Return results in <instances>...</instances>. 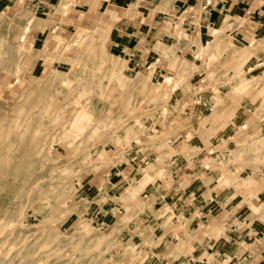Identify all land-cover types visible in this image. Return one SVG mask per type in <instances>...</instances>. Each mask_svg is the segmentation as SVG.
I'll return each mask as SVG.
<instances>
[{
    "label": "rangeland",
    "instance_id": "374dc122",
    "mask_svg": "<svg viewBox=\"0 0 264 264\" xmlns=\"http://www.w3.org/2000/svg\"><path fill=\"white\" fill-rule=\"evenodd\" d=\"M89 1L61 0L34 47L23 1L0 12V264H186L173 251L193 225L183 252L208 234L220 247L246 206L264 221V31L243 42L221 16L192 53L201 68L165 41L133 70L107 42L139 4Z\"/></svg>",
    "mask_w": 264,
    "mask_h": 264
},
{
    "label": "crops",
    "instance_id": "0c3cea01",
    "mask_svg": "<svg viewBox=\"0 0 264 264\" xmlns=\"http://www.w3.org/2000/svg\"><path fill=\"white\" fill-rule=\"evenodd\" d=\"M19 1L21 0H0V12H9ZM22 1L23 9L34 16L33 24L30 26L35 34L31 40L34 47L41 40L42 34L46 32L43 30L45 18L59 15L56 10L59 9L61 0ZM128 3L134 6L139 4L138 12L129 17L119 18L110 30L107 42L108 50L114 56L122 58L128 69L134 70L143 65L152 52H157L158 44L165 46L162 43L165 41H171V47L176 54H184L188 59H193L196 66L201 68V61L195 59L192 53L197 51V43L203 46L208 42L206 40L208 30L217 24L221 16L228 19L230 30L235 35L233 37H238L243 42L249 36L258 35L259 32L264 31V0H100V2L95 0L85 5L93 10L101 8L127 10ZM74 7H78V4ZM164 23L169 24V29L166 30L163 27ZM177 26L181 27L187 38L181 40L174 38L170 32ZM258 36L264 38V33ZM201 145L204 146L203 143ZM179 193L180 191L177 193L178 196ZM167 199L175 200L176 196L174 193H168ZM181 201L186 203V198ZM194 205H197V209L201 210L203 215L205 211L202 203H194ZM245 208L246 213L242 217L240 212L234 211L235 218L231 219L226 226V230L231 235L226 240H221L220 247L217 245L218 240L210 243L211 238L207 237L208 234L204 235L203 239L199 238L197 244L192 243L189 253L181 251L184 246L191 243L193 237L202 236V233L194 228L198 226L196 224L180 234V237H184V242L182 241L184 246L175 248L173 254L186 264H221V261L228 262V260L231 264H264V221L258 218L259 214L253 206ZM99 213L96 215L104 220L106 215H110L107 209L103 210V207H100ZM92 214H94L93 211ZM239 218L242 220L236 221ZM154 225H156L155 232L157 230L158 233L164 234L161 225L157 222ZM193 234L196 235L193 236ZM169 237L167 238L170 240L169 244H173L174 247L179 244L176 243L177 238L171 235ZM203 240L206 242L204 245L208 247L198 250L197 246L201 245L199 243ZM243 244L248 248L246 246L244 248ZM209 258L212 260L208 261Z\"/></svg>",
    "mask_w": 264,
    "mask_h": 264
},
{
    "label": "bare ground",
    "instance_id": "6f19581e",
    "mask_svg": "<svg viewBox=\"0 0 264 264\" xmlns=\"http://www.w3.org/2000/svg\"><path fill=\"white\" fill-rule=\"evenodd\" d=\"M106 29V28H105ZM106 31H107V29H106ZM220 31H216V30H213V31H211L210 32V36L211 37H213V40L216 38V36H215V34L216 33H219ZM246 81V80H245ZM241 83V82H240ZM254 82H250V81H246V82H244V84H242V85H240V86H237V87H235V89H237V88H241V89H244L248 84L250 85V84H253ZM40 84V83H39ZM253 85H257V83H254ZM71 88V87H70ZM120 96V95H119ZM100 100V99H99ZM61 101V100H60ZM67 102V101H66ZM44 105V104H43ZM126 106V105H125ZM64 107V106H63ZM85 107V106H84ZM80 108L81 107H79V108H77L76 109V113H75V116H74V118H73V120H72V122H71V125H73V126H75V125H78V123L81 121V120H79L80 119V117L81 116H83L82 114H83V112L80 110ZM43 109V108H42ZM233 109V108H232ZM44 110V109H43ZM88 110V109H87ZM228 110V109H227ZM54 111V110H53ZM165 111V110H164ZM43 112V111H42ZM93 112V111H92ZM125 112V111H124ZM56 113V112H55ZM225 113V112H224ZM93 114V113H92ZM142 114V113H141ZM159 114H161V113H159ZM139 115V114H138ZM15 117V116H14ZM89 117H91V116H89ZM105 117V116H104ZM86 118V117H85ZM88 118V117H87ZM96 118V117H95ZM105 119V118H104ZM84 120V119H83ZM99 120H100V118H99ZM118 120V119H117ZM6 121H7V119H6ZM21 122V121H20ZM56 122H57V120H56ZM105 123V122H104ZM125 123V122H124ZM23 124V123H22ZM86 124V123H85ZM88 124V123H87ZM106 124V123H105ZM25 125V124H24ZM23 125V126H24ZM53 125V124H52ZM66 125V124H65ZM16 126V125H15ZM86 126V125H85ZM89 126V125H88ZM90 126H91V124H90ZM94 126V125H93ZM4 127V126H3ZM239 127V126H238ZM15 129V128H14ZM68 129V128H67ZM104 130V129H103ZM126 131V130H125ZM57 132V131H56ZM83 132V131H82ZM93 132V131H92ZM91 132V133H92ZM22 133V132H21ZM37 133H38V131H37ZM69 134V133H68ZM108 134V133H107ZM113 134V133H112ZM17 135V134H16ZM114 135V134H113ZM127 135H129V134H127ZM131 135V134H130ZM65 136V135H64ZM125 136V135H124ZM73 137H75V136H73ZM92 137H93V135H92ZM108 137V136H107ZM89 138H90V136H89ZM88 138V139H89ZM115 138H116V136H115ZM125 138V137H124ZM47 139V138H46ZM94 139V138H93ZM127 139V138H126ZM53 139L51 138V141H52ZM119 141V140H118ZM121 141H123V140H121ZM66 142V141H65ZM90 143H91V141H90ZM206 143V142H205ZM33 144V143H32ZM207 144V143H206ZM76 145V144H75ZM12 146V145H11ZM95 146V145H94ZM245 146V145H244ZM70 147V146H69ZM79 148V147H78ZM197 148V147H196ZM210 148V147H209ZM78 151V150H77ZM81 151V150H80ZM84 151V150H83ZM102 152H104V151H102ZM101 152V153H102ZM115 152L113 151V154H114ZM255 153V152H254ZM96 155V154H95ZM111 155V154H110ZM100 156V155H99ZM15 159V158H14ZM108 159V158H107ZM111 159H112V157H111ZM16 161V160H15ZM125 161V160H124ZM120 164V163H119ZM114 166V165H113ZM102 167V166H101ZM99 168V167H98ZM98 168H96V169H98ZM144 168V172H141V173H145L146 172V169H147V167H146V169H145V167H143ZM63 169V168H62ZM56 170V169H55ZM53 171V170H52ZM98 171V170H97ZM98 173V172H97ZM147 173V172H146ZM49 176V175H48ZM145 176V175H144ZM50 178V177H49ZM134 178V177H133ZM145 178V177H144ZM143 178V179H144ZM50 180V179H49ZM136 181V180H135ZM134 181V182H135ZM73 183V182H72ZM143 183V182H142ZM38 185H40V183L38 184ZM37 185V186H38ZM73 185V184H72ZM124 188V187H123ZM141 188V187H140ZM32 189V188H31ZM34 189V188H33ZM38 189H39V186H38ZM37 189V190H38ZM36 190V189H35ZM138 190V189H137ZM152 191V190H151ZM27 192V191H26ZM33 192V191H32ZM58 192V191H57ZM137 192V191H136ZM133 194V193H132ZM154 195V194H153ZM131 198H132V196H131ZM92 200V199H91ZM104 201V200H103ZM129 202V201H128ZM132 202V201H131ZM104 204V203H103ZM134 204V203H133ZM11 208V207H10ZM136 208V207H135ZM1 212V211H0ZM35 215V214H34ZM75 215V214H74ZM119 217V216H118ZM122 217V216H121ZM1 219V218H0ZM77 219H79V218H77ZM48 220V219H47ZM4 221V220H3ZM3 221H1V222H3ZM4 222H6V221H4ZM21 222H22V220H21ZM98 222V221H97ZM39 223V222H38ZM10 224V223H9ZM50 224V223H49ZM11 225H12V223H11ZM18 225V224H17ZM16 225V226H17ZM87 225V224H86ZM15 225H14V228L16 227ZM89 226V225H88ZM104 226V225H103ZM18 227V226H17ZM22 227V226H21ZM13 228V227H12ZM13 228V229H14ZM44 228V227H43ZM7 230H8V228H6ZM16 229V228H15ZM22 229V228H21ZM50 229V228H49ZM95 229V228H94ZM32 231V230H31ZM91 231V230H90ZM8 232V231H7ZM44 232V231H43ZM80 232V231H79ZM81 233V232H80ZM3 235V234H2ZM11 235H13L12 234V232H11ZM87 234H85V236H86ZM6 237V236H5ZM11 238H12V236H11ZM28 242V241H27ZM102 242V241H101ZM2 243V242H1ZM22 245H24V243L22 244ZM52 246V245H51ZM102 246V245H101ZM20 247V246H19ZM12 247H10V249H11ZM41 249V248H40ZM11 250H13V249H11ZM95 251V250H94ZM7 252V251H6ZM38 252V251H37ZM100 254V253H99ZM101 254H103V253H101ZM4 255V254H3ZM257 255V254H256ZM8 256V255H7ZM7 258V257H6ZM99 258V257H98ZM255 258V257H254ZM98 260V259H97Z\"/></svg>",
    "mask_w": 264,
    "mask_h": 264
}]
</instances>
